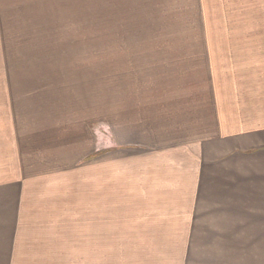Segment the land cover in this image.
Returning a JSON list of instances; mask_svg holds the SVG:
<instances>
[{
	"label": "crops",
	"instance_id": "0c3cea01",
	"mask_svg": "<svg viewBox=\"0 0 264 264\" xmlns=\"http://www.w3.org/2000/svg\"><path fill=\"white\" fill-rule=\"evenodd\" d=\"M103 1L93 115L56 59L82 17L0 0V264H264V0Z\"/></svg>",
	"mask_w": 264,
	"mask_h": 264
},
{
	"label": "rangeland",
	"instance_id": "374dc122",
	"mask_svg": "<svg viewBox=\"0 0 264 264\" xmlns=\"http://www.w3.org/2000/svg\"><path fill=\"white\" fill-rule=\"evenodd\" d=\"M58 1L59 3L61 2V0H56V2ZM102 2L105 3V1L100 0L99 6L98 0H67L66 5H62L61 3L59 5L56 3L53 6H47L49 12H52V14L56 16V18L65 16L66 13L68 19L75 18L77 16L82 17L81 25L77 24V22L73 20H67V22H63L58 19L55 20L54 25L57 33V45L68 44L71 48L70 52L64 54L57 53L56 59L59 60L60 57H62V60L64 58L65 62H69L71 66L75 63V61L87 62L85 69H69L66 71L71 73V82L73 84L79 83V79L77 78H79L80 75L85 80L87 79L86 81H84L85 89L82 95L80 93L74 95H77V97L82 98V100L86 102L85 104L89 112L93 115L95 114L97 108L96 104L101 103L106 108V106L110 104V101H108V99L111 96L110 60L104 62V57L111 54L98 53L96 51L97 47L110 46V44L112 43L111 36L102 35V33L109 32L107 31L106 27L111 28V22L105 24L106 20H102L107 16L111 17V11L110 13L108 11L111 7H106ZM83 17H85L87 20L83 21ZM50 25L53 26L52 23ZM81 26L85 27V31L82 32L81 36H74V30H79ZM97 27L100 28V37L97 36ZM80 30L82 31V29ZM60 87L61 86H57V89H59ZM72 87L73 91H76V85H73ZM91 120H93V117L89 116V123ZM78 249L79 248L77 246L73 245L72 261L70 264H79ZM126 252L127 248H105L104 264H119L118 260L120 259V256L126 259ZM115 254H117V257L115 256ZM115 261H117V263H113Z\"/></svg>",
	"mask_w": 264,
	"mask_h": 264
}]
</instances>
